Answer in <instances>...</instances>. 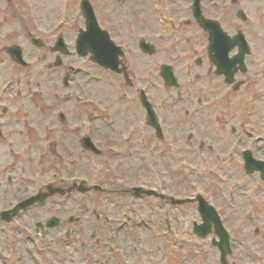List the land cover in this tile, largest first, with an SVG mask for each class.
<instances>
[{
    "label": "rangeland",
    "instance_id": "374dc122",
    "mask_svg": "<svg viewBox=\"0 0 264 264\" xmlns=\"http://www.w3.org/2000/svg\"><path fill=\"white\" fill-rule=\"evenodd\" d=\"M80 1L40 0L38 5L36 0L37 10H32L23 0H0V88L11 85L0 101V120L5 122L0 129V213L40 190L46 193L48 185L64 193L21 210L11 222L0 221V264H221L220 252L212 244L218 239L215 233L201 239L193 231L202 224L197 203L172 205L154 196H135L129 191L133 187L176 199L204 195L230 232L233 253L228 264H264V182L258 173L245 172L239 152L232 163L227 161L225 153L235 134L221 132L212 120L214 113L229 114L236 117L231 129L236 124L237 131L243 132L240 127L249 122L247 131L264 133V0H203L206 18L219 20L230 35L242 31L250 44L248 71L237 75L238 82L245 83L239 90L224 86L223 78L215 74L208 59L207 34L193 17L191 0H169L173 11L188 19L173 29L150 23L153 13L148 0H142L153 33L150 41L157 49L154 56L144 55L139 46L147 28L137 22V0H127L114 10L108 5L115 0H91L101 27L110 31L116 44L128 48L127 59L136 74L133 78L128 68L114 74L76 54V39L85 25ZM240 10L246 21L240 19ZM60 20L76 22V26L69 24L62 31L71 55H61L64 63L57 68L60 55L50 50L55 44L47 39L44 48L33 47L28 33L40 37L42 27H53ZM16 43L32 61L25 71L28 85L24 70L12 66L3 50ZM48 62L54 67H48ZM165 64L173 66L178 77L183 93L179 98L160 75ZM69 66L80 73L71 74ZM67 74L71 80L65 87ZM138 83L164 117L163 140L147 125L146 110L135 88ZM218 84L224 87L221 93L216 90ZM39 85L47 88L46 104L31 91V86L38 90ZM198 86H204L205 92L198 93ZM54 89L60 97L53 95ZM214 91L221 97L205 108L210 117L205 114L204 121L200 117L193 120L201 139H189L192 126L186 110L192 116L197 109L189 102ZM227 99H235V111ZM7 104L10 108L5 114L2 110ZM60 113L66 121H61ZM21 123L29 128L24 134L8 132L22 129ZM131 128L135 134L122 141L119 134L130 133ZM85 136H90L102 154L82 148ZM12 140L17 150L13 153ZM200 142L205 144L204 151ZM259 148L255 157L264 158V140ZM185 158L191 160L188 165ZM215 161L222 162L223 169L212 168ZM82 179L101 189L78 191L80 185L73 186L72 181ZM52 217L60 223L48 228Z\"/></svg>",
    "mask_w": 264,
    "mask_h": 264
},
{
    "label": "water",
    "instance_id": "95a60500",
    "mask_svg": "<svg viewBox=\"0 0 264 264\" xmlns=\"http://www.w3.org/2000/svg\"><path fill=\"white\" fill-rule=\"evenodd\" d=\"M82 9L84 11L85 17L87 19L86 23V31H81L80 36L77 41V50L81 56H87L89 53H92L91 57L92 61L98 63L101 66L106 68H110L114 71L120 72L118 66L120 64L119 56L121 54L119 48H117L113 42L110 41L108 33L102 31L97 23L95 14L93 9L88 2V0H84L82 4ZM194 14L200 23V25L209 32L210 34V56L212 62L218 67V74H223L227 77V82H233L234 75V67L240 65V67L245 70L244 58L246 54L249 53L247 44L244 40V37L241 33H239L234 39H230L226 33L222 31L220 25L217 22L205 20L200 11L199 2L196 1L194 7ZM241 17L244 19L243 15ZM34 43L38 44L37 41ZM61 43V44H60ZM55 49L60 50L64 53H68L66 50V46L60 42ZM237 46L239 48V54L235 56L233 59L228 58L229 52ZM10 53L15 59L20 58L21 52L18 51L17 48H12ZM162 75L165 77L166 82L168 84L177 85L176 79L169 67H164L162 69ZM144 104L146 105L149 111V123L157 128L158 134L160 133V128L158 126L156 117L151 110L150 105L147 100L143 99ZM83 146L86 149H91L96 153H100L92 144L89 138L83 140ZM247 160V171L248 173H253L258 170L261 171L262 178L264 179V163L254 161L250 153H246ZM97 189L99 187H96ZM50 190L49 194H41L35 197H32L28 200L17 205L13 210L3 212L1 214V219L5 221H11L14 216L18 214L20 210L26 209L36 202L42 203L46 197L52 195L57 190H52L51 186L48 188ZM80 191H86L84 188H80ZM137 195L143 192L141 189H136ZM147 195H155V191L145 192ZM188 200H174L172 199L173 204H182L186 203ZM198 201L200 203V212L203 219L202 225H196L194 228L195 233L201 237L206 238L212 232V224L215 225L216 233L220 237V242L214 241V245H218L222 252V262L226 264V256L227 254H231V248L229 244V234L224 229L220 218L218 217L214 208H212L208 203L201 198L198 197ZM13 214V215H11ZM58 224L57 219H52L49 223V226H55Z\"/></svg>",
    "mask_w": 264,
    "mask_h": 264
},
{
    "label": "flooded vegetation",
    "instance_id": "af4514ba",
    "mask_svg": "<svg viewBox=\"0 0 264 264\" xmlns=\"http://www.w3.org/2000/svg\"><path fill=\"white\" fill-rule=\"evenodd\" d=\"M187 23V22H186ZM48 41H50V40H48Z\"/></svg>",
    "mask_w": 264,
    "mask_h": 264
}]
</instances>
